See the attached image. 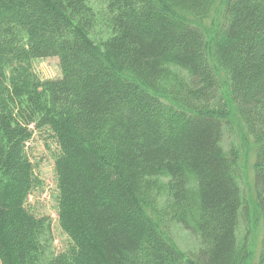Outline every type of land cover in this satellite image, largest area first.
<instances>
[{
  "label": "trees",
  "instance_id": "obj_1",
  "mask_svg": "<svg viewBox=\"0 0 264 264\" xmlns=\"http://www.w3.org/2000/svg\"><path fill=\"white\" fill-rule=\"evenodd\" d=\"M107 1L98 40L88 0H0V263L249 264L253 227L264 231V0ZM51 58L61 78L41 81L34 62ZM234 127L253 146L248 199L242 154L224 147ZM34 130L58 147L70 241L58 254L50 218L28 209L42 187ZM163 178L168 222L155 206ZM173 224L197 235L196 252L181 251Z\"/></svg>",
  "mask_w": 264,
  "mask_h": 264
},
{
  "label": "rangeland",
  "instance_id": "obj_2",
  "mask_svg": "<svg viewBox=\"0 0 264 264\" xmlns=\"http://www.w3.org/2000/svg\"><path fill=\"white\" fill-rule=\"evenodd\" d=\"M107 2V0H88V4L97 13L99 19L95 31V37L98 40L107 38L110 33L109 28L106 26ZM33 70L36 77L41 81L57 80L61 78V70L57 58L36 61L34 62ZM171 71L174 72V74H178V76L186 77L184 72L175 67H171ZM242 134L243 132L239 128L234 127L232 136L230 135L229 137V133H226L224 147L228 149L231 146H235L239 154L240 152L242 154L240 156L241 173L239 178L243 194L248 199L250 197V188L253 182V146L250 142L246 146L243 145L242 139L239 137L244 136ZM27 148L28 156L35 166V172L42 182V187L35 191L30 197L28 209L37 218H50L53 243L50 242L48 254H58L64 252L70 245L69 238L62 231L58 218L57 197L59 191L55 172V155L58 153V147L49 131L34 130L32 140L27 145ZM160 182L158 193L155 196V206L157 208V214L162 217L165 222H168L171 216V205L166 187L168 181L163 178ZM188 192L190 203L194 208L197 207L199 201V188L197 180L193 176H189ZM252 227L253 226H251V228ZM170 230L174 242L186 255L194 253L199 249L200 242L195 233L186 231L177 224L170 225ZM246 230V225L241 222L238 232L239 242H241V239L245 236ZM263 242V228L254 226L249 240L252 252V258L249 264L258 263Z\"/></svg>",
  "mask_w": 264,
  "mask_h": 264
}]
</instances>
